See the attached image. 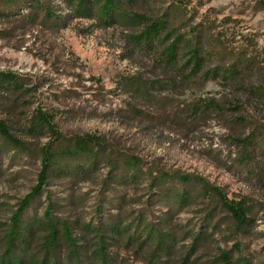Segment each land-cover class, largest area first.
<instances>
[{
  "label": "rangeland",
  "instance_id": "obj_1",
  "mask_svg": "<svg viewBox=\"0 0 264 264\" xmlns=\"http://www.w3.org/2000/svg\"><path fill=\"white\" fill-rule=\"evenodd\" d=\"M7 1L11 3L6 11L0 8L11 14L0 17V72L15 74L31 92L23 98L24 105L0 110V119L33 157L0 154V231L36 185L38 155L51 138L28 135L26 128L35 112H43L51 116L65 142L92 136L103 144L110 161L136 157L145 170L155 174L197 176L227 198L245 200L253 210L250 234L232 236L230 220L219 213L211 223L217 225V232L211 231L216 242L204 246L191 260L199 257L200 264L208 263L218 248L229 250L240 243L243 257L264 264V181L256 175L264 159L260 149L250 164L244 163L241 149L232 143L251 135L264 139V98L255 95L264 89L263 0H140L131 10L153 19L168 13V30L175 29V38L187 39L193 32L205 36L203 50H213L215 55L205 62L201 75L226 69L239 59L251 61V69L233 82L220 77L201 79L200 75L187 79L190 69H170L157 61L160 49L140 50L130 44L129 35L142 27L132 33L123 25L104 28L93 20H68L67 0ZM35 2L62 18L57 26L39 12L28 21L26 16L34 12ZM130 82L145 85L150 95H134L128 88ZM211 101L237 108L199 119L187 116L186 106ZM236 117L245 118V123L234 125ZM104 160L93 180H52L46 193L54 198L73 193L80 202L72 207L74 219L92 221L99 204L110 208L106 202L117 205V197L124 196V214L152 212L153 222H158L154 215L161 216L167 208L145 203L150 197L147 181L132 186L111 184L104 189L102 180L111 171ZM46 193L34 202L37 215L44 210ZM204 207L202 200H196L175 215L173 222L198 227L207 214ZM110 212L116 215L120 211ZM68 214L66 209L61 212L65 217ZM180 244L189 246L191 242ZM135 264L145 263L139 260Z\"/></svg>",
  "mask_w": 264,
  "mask_h": 264
},
{
  "label": "trees",
  "instance_id": "obj_2",
  "mask_svg": "<svg viewBox=\"0 0 264 264\" xmlns=\"http://www.w3.org/2000/svg\"><path fill=\"white\" fill-rule=\"evenodd\" d=\"M139 2L140 0H67L70 16L66 18L93 20L104 28L123 25L132 33L142 27L137 34L129 35L130 44L140 50L160 49L157 61L170 69H190L187 79L200 75L201 79L220 77L223 81L233 82L244 76L243 72L251 69V61L239 59V62L226 69L218 68L201 75L205 62L215 55L213 50H203L207 38L197 32H193L187 39L180 35L175 38V29L168 30L171 25L168 13L156 19L131 13ZM9 3L11 2L0 0V8L6 11ZM2 9L0 17L11 15L4 13ZM37 12L43 14L46 21L54 26L62 19L35 2L34 12L26 16L30 18L29 22L37 17ZM183 49L187 51L181 53ZM128 88L140 97L150 95L146 86L141 83L130 82ZM30 92L31 89H25L18 76L0 72V107H4L0 110H14L24 105L25 101L22 100ZM255 95L264 98V89L261 88ZM236 108H224L213 101L197 102L190 108L186 106V113L191 119H199L206 117L208 113L220 114ZM245 121L243 117H236L232 123L238 126ZM28 125V135L49 137L51 140L39 152L40 171L36 185L19 202L8 225L0 231V264H135L139 260L145 264H200L199 257L191 258L204 246L216 242L211 231L217 232V225L211 226V223L219 213H225L224 220H230L232 236L250 234L249 228L253 226L250 218L252 207L245 200L227 198L221 190L200 177L173 176L162 171L155 174L145 170L136 157H122L119 163L110 161L103 144L95 137H76L70 142L63 141L51 116L43 112H35ZM232 143L241 149L244 163L250 164L260 149V157L264 159V139L260 136L235 138ZM3 153L33 157L24 143L11 133L7 122L0 119V154ZM104 159L111 168L102 180L104 189L110 188L111 184L132 186L147 181L150 197L145 203L151 207L160 204L167 208L161 216L154 215L158 222H153L152 212L139 210L130 217L124 214V196L117 197V205L106 202L110 208L104 209V204H99L92 221L74 219L72 207H78L80 202L73 193H69L68 198H54L50 192L46 193L52 180L71 179L74 183L93 180ZM118 169L120 172H117ZM260 170L256 174L257 178L264 181V165L260 166ZM44 193V210L41 215H37L34 202L39 201ZM199 199L207 214L198 227L187 228L173 222L175 215ZM64 209L69 212L67 217L61 215ZM112 210L121 213L112 215ZM186 240L191 242L189 246L180 244ZM217 251L212 261L203 264H253L242 256L243 248L240 243L229 250L218 248Z\"/></svg>",
  "mask_w": 264,
  "mask_h": 264
}]
</instances>
